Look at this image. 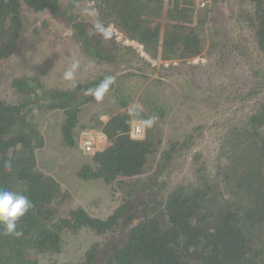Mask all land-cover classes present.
<instances>
[{
    "label": "trees",
    "instance_id": "16d2710c",
    "mask_svg": "<svg viewBox=\"0 0 264 264\" xmlns=\"http://www.w3.org/2000/svg\"><path fill=\"white\" fill-rule=\"evenodd\" d=\"M79 1L0 0V61L14 54L24 58L49 21L60 19L83 54L114 65L63 90L46 87L38 72L23 74L10 83L15 100L0 98V188L22 193L33 204L18 222L20 237L4 235L0 228V264H40L36 255L60 253L62 234L82 229L109 240L91 242L75 264H264V0H210V4L204 0L203 6L197 0H94L99 14L91 25L75 13ZM25 11H46L51 19H42L40 26L30 24ZM97 23L104 29L108 25L118 29L151 60L185 59L176 65L161 64L153 85L178 82L184 87L182 94L202 96L208 104L221 97L240 105L253 100L239 124L227 128L212 166L194 153L195 181L167 187L169 167L188 147V140L169 139L160 151L163 127L153 113L162 118L163 108L147 110L146 104L126 108L131 94H120L116 88L118 79H149L156 66L141 58L151 70L145 73L133 62L140 59L137 48L121 47L114 31L107 32L106 38ZM246 28L253 34L258 54L248 51L253 61L247 79L231 76L224 86L201 92L186 62L199 56L205 45L212 55L220 43L235 44L230 42L234 41L231 33L241 41L240 31ZM224 58L220 52L214 60L217 68ZM121 68L127 71L120 73ZM107 76L114 79L106 92L114 89L125 109L109 114L105 121L94 118L89 130H101L107 142L102 149L86 153L89 162L81 165L77 175L84 180L102 179L122 198L104 218L90 215L82 206L62 214L58 204H67L70 193L37 163L36 152L44 146V138L34 114L60 110L63 144L76 146L78 114L95 99L88 90H95ZM148 120L150 125L145 123ZM134 121L144 125L142 138L129 134ZM9 161L10 171L5 167Z\"/></svg>",
    "mask_w": 264,
    "mask_h": 264
},
{
    "label": "rangeland",
    "instance_id": "374dc122",
    "mask_svg": "<svg viewBox=\"0 0 264 264\" xmlns=\"http://www.w3.org/2000/svg\"><path fill=\"white\" fill-rule=\"evenodd\" d=\"M62 1L66 2L67 0ZM207 1L209 4L211 3L210 0ZM228 1L232 2V0ZM88 2L90 0H80L75 13L79 19L83 18L91 25L96 22L99 13L95 7L91 8ZM25 16L26 22L39 26L42 19H51L50 14L46 11L37 13L25 11ZM49 22L48 27L41 30L40 38L35 40L36 42L25 53L24 58L14 54L7 60L0 61V98L6 101L15 100L16 95L10 87V83L14 77L23 74L31 75L38 72L41 82L46 87L63 90L71 88L79 82L84 83L95 78L103 72V69L114 68V65L97 63L95 59L83 54L79 43L72 38L71 30L65 27L66 23L63 20L51 19ZM221 27L223 28L222 25ZM51 30L55 31V34ZM106 30L115 32L116 40L121 47L130 45L137 48L140 59H134L133 62L142 67L145 73H151V70L142 61L147 60L151 66L155 65L157 68L151 73L149 79H142L139 76L126 77L122 81L118 79L116 88L120 90V94H131L126 108L143 107V104H146L147 110L155 106L163 108H161L164 110L162 118L153 113L156 122H159L163 127V142L159 147L160 151L168 146L169 139L188 140V147L181 151V155L169 167L167 187L177 183L187 184L195 181L191 163L194 153H199L200 159L205 161L208 166H212L227 128L234 123L239 124L248 113L253 100L240 105L239 102L229 103L221 97V99H216V104L214 102L208 104L209 102L201 100L202 96L193 98L182 94L181 90L184 87L178 82L167 81L153 85L151 80L157 75L161 64L164 66L176 65L185 59L151 60L143 48L129 41L127 36L118 29L108 25ZM240 34L241 41L235 40L234 34L231 33L229 36L233 37L234 41L230 42L235 44L222 45L220 43L212 55L207 53V45H205L199 56L186 62L185 67L189 71H193L194 74L191 78L196 80L195 84L200 86L201 92L210 91L212 86H224L231 76L247 79L250 72L248 66L253 61L249 52L257 56V47L253 34L247 28L240 31ZM208 43L206 42V44ZM237 43H240L241 47L234 46ZM28 44L29 42L26 41L25 45ZM229 47L232 50L227 51L226 48ZM220 52L224 53L225 58L221 61L222 66L217 68L214 60L220 55ZM69 71L73 73L72 79L65 78V74ZM126 71L124 68L119 69L120 73ZM233 72L235 75H230ZM116 97L113 89L103 94L101 99L95 98L83 106L78 114V125L74 129L77 140L74 147L63 144L60 124L64 116L60 110H41L34 114V120L44 138V146L36 152L37 163L45 173L54 175L62 187L70 193V198L65 201L67 204H58L59 209L63 210L62 214L70 207L82 206L90 215L104 218L113 211L122 198L119 191H113L110 185L104 183L102 179L84 180L77 175L81 165L89 162V154L84 153L81 149L78 136L82 131L89 129V126L94 123L95 117L99 116L105 121L109 114L125 109L120 106ZM83 124L85 126L82 127ZM158 155L159 153L156 157ZM146 176L152 178L149 174ZM118 238L121 239V235ZM94 240L107 243L109 238H99L85 229L78 233L66 231L62 234V251L60 253L38 254L35 258L39 260L40 264H75L81 260L83 252Z\"/></svg>",
    "mask_w": 264,
    "mask_h": 264
},
{
    "label": "clouds",
    "instance_id": "9594fccd",
    "mask_svg": "<svg viewBox=\"0 0 264 264\" xmlns=\"http://www.w3.org/2000/svg\"><path fill=\"white\" fill-rule=\"evenodd\" d=\"M96 28L107 38V30L104 29L102 24L97 23ZM65 78L72 79V71L67 72L65 74ZM113 79V77L107 76L95 90L88 91L93 94L96 99H101L103 94L109 89L110 85L113 83ZM145 123L150 125L152 121L148 120L145 121ZM80 135L78 137H80ZM5 167L10 171L12 167L11 162H6ZM32 207V201L29 199L28 196L6 188H0V228L3 229V234L20 237L22 235V232L19 231L17 228L18 222L29 212Z\"/></svg>",
    "mask_w": 264,
    "mask_h": 264
},
{
    "label": "built area",
    "instance_id": "2783aa9c",
    "mask_svg": "<svg viewBox=\"0 0 264 264\" xmlns=\"http://www.w3.org/2000/svg\"><path fill=\"white\" fill-rule=\"evenodd\" d=\"M199 6L205 4L204 0H197ZM91 8L95 7L94 0L88 2ZM129 134L133 138H141L144 134V125L140 122H132ZM80 147L85 153H92L96 150L102 149L106 142V135L101 130H85L80 135Z\"/></svg>",
    "mask_w": 264,
    "mask_h": 264
}]
</instances>
